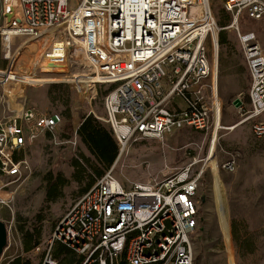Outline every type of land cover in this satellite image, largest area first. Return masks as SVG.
<instances>
[{
	"label": "built area",
	"instance_id": "built-area-1",
	"mask_svg": "<svg viewBox=\"0 0 264 264\" xmlns=\"http://www.w3.org/2000/svg\"><path fill=\"white\" fill-rule=\"evenodd\" d=\"M221 5L231 16L249 75L247 102L238 98L240 123H249L264 143V43L239 29L241 20L264 22V0ZM219 30L210 0H0V177L23 179L28 166L20 155L62 122L57 113L38 115L24 107L10 115L12 85L60 82L80 96L106 89L99 119L117 144L115 161L133 143L160 141L184 125L200 132L213 125L215 132L220 100L214 86L206 90L212 70L207 41L213 43ZM44 38L51 41L47 62L62 65L71 56L77 73L54 77L17 70L28 43ZM222 167L232 171L233 164ZM206 169L194 171L189 164L161 179L125 186L112 165L59 221L41 264H58L54 243L80 256V264H195L197 193ZM6 205L0 196V210Z\"/></svg>",
	"mask_w": 264,
	"mask_h": 264
},
{
	"label": "rangeland",
	"instance_id": "rangeland-1",
	"mask_svg": "<svg viewBox=\"0 0 264 264\" xmlns=\"http://www.w3.org/2000/svg\"><path fill=\"white\" fill-rule=\"evenodd\" d=\"M210 10L220 29L217 44L215 39L214 46L207 41L212 70L206 90L209 93L208 87L214 86L220 100L217 130L214 132L212 125L210 131L200 132L184 125L160 141L133 143L113 164L114 176L130 186L161 179L189 164L194 171L202 165L207 167L197 193L195 264H264V143L254 138L249 123H240V107L234 105L238 98L247 102L249 75L231 16L224 12L221 0H210ZM239 29L254 32L264 43V22L241 20ZM220 35L223 44H219ZM50 45L45 38L28 43L18 56L17 70L29 75L51 72L48 76L54 77L77 73L78 68L71 66V56L62 65L47 62L44 54ZM73 55L74 59L80 58L77 50ZM105 90L96 88L80 96L72 85L60 82L27 88L12 85L13 96L7 100L10 115H15L21 105L38 115L57 113L62 117L54 133L42 134L20 155L28 166L23 179L16 182L0 177V196L7 202L0 210V222L7 228V243L14 251H20L24 242L38 239L40 252L30 254L38 260L59 221L88 185L104 174L78 137L77 129L83 116L92 115L100 121ZM180 102L178 106L185 108ZM226 162L233 164L232 171L223 169ZM97 172L102 175L96 177ZM57 175L60 179L55 197L47 200L46 178Z\"/></svg>",
	"mask_w": 264,
	"mask_h": 264
},
{
	"label": "trees",
	"instance_id": "trees-1",
	"mask_svg": "<svg viewBox=\"0 0 264 264\" xmlns=\"http://www.w3.org/2000/svg\"><path fill=\"white\" fill-rule=\"evenodd\" d=\"M223 43L224 40L220 35L219 44ZM77 135L86 146L90 155L104 171L108 170L114 164L118 153L117 144L114 141L109 129L97 118L92 115L83 116L77 129ZM74 166L77 168L79 164L75 162ZM100 175H102L101 172H97L96 177ZM46 179L48 180L46 198L47 200H52L55 197L54 193L56 187H58L60 175H57L56 177L48 176ZM94 180L88 185L86 191H88L97 181V179ZM39 243L38 239H33L30 242H24V250L29 251L37 247Z\"/></svg>",
	"mask_w": 264,
	"mask_h": 264
},
{
	"label": "crops",
	"instance_id": "crops-1",
	"mask_svg": "<svg viewBox=\"0 0 264 264\" xmlns=\"http://www.w3.org/2000/svg\"><path fill=\"white\" fill-rule=\"evenodd\" d=\"M10 98L8 100H10ZM176 103L178 105V103L180 104L181 102L180 100L178 101L176 100ZM19 106L20 107L18 108L17 112H20L22 109V106L21 105ZM48 241L45 242L46 245L44 246V250L40 254L38 260L32 259L30 257V254L38 255L41 249L40 243L38 244L37 247L29 251L24 250V246H22V249H20V251H17V250L14 251L15 248L12 249L11 245L7 244L6 248L4 249L0 257V264H41L42 257H43ZM51 249H52V255L58 261V264H79L81 262L80 256L76 255L75 253H73L72 251L65 248L63 245L59 243H54Z\"/></svg>",
	"mask_w": 264,
	"mask_h": 264
},
{
	"label": "water",
	"instance_id": "water-1",
	"mask_svg": "<svg viewBox=\"0 0 264 264\" xmlns=\"http://www.w3.org/2000/svg\"><path fill=\"white\" fill-rule=\"evenodd\" d=\"M240 102L238 100L234 101L235 106H239ZM7 241H8V232L7 228L4 225V223L0 222V257L2 255V252L7 246Z\"/></svg>",
	"mask_w": 264,
	"mask_h": 264
},
{
	"label": "bare ground",
	"instance_id": "bare-ground-1",
	"mask_svg": "<svg viewBox=\"0 0 264 264\" xmlns=\"http://www.w3.org/2000/svg\"><path fill=\"white\" fill-rule=\"evenodd\" d=\"M214 39H215V42H216V37L214 38L213 37V43H214ZM214 45V44H213ZM75 50H77L78 51V49L76 48ZM79 52V51H78ZM214 52H216V49L214 48ZM217 115V114H216Z\"/></svg>",
	"mask_w": 264,
	"mask_h": 264
}]
</instances>
